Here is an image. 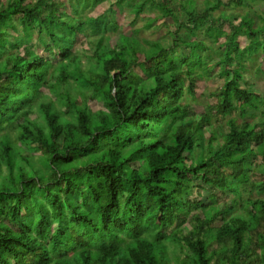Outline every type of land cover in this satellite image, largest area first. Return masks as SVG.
Listing matches in <instances>:
<instances>
[{"label": "trees", "instance_id": "obj_1", "mask_svg": "<svg viewBox=\"0 0 264 264\" xmlns=\"http://www.w3.org/2000/svg\"><path fill=\"white\" fill-rule=\"evenodd\" d=\"M103 1L0 0V264H264V198L236 210L213 193L264 191V95L244 77L264 54V11L233 21L248 0H111L92 12ZM126 7L154 12L145 28L172 22L167 40L119 31ZM216 67L195 116L188 100ZM199 181L209 204L192 197Z\"/></svg>", "mask_w": 264, "mask_h": 264}, {"label": "rangeland", "instance_id": "obj_2", "mask_svg": "<svg viewBox=\"0 0 264 264\" xmlns=\"http://www.w3.org/2000/svg\"><path fill=\"white\" fill-rule=\"evenodd\" d=\"M7 1V0H4ZM71 1H75V0H71ZM111 0H104L101 4H99L98 6H96V8L92 11V12H97L102 11L103 8H108L110 5ZM226 1V0H224ZM249 4L247 6H238L235 5L234 8L232 10H230L229 12L235 17L230 18V20H235L236 18H238L240 15L244 14L246 11H249L251 14L255 13L257 14H261L264 11V0H248ZM199 4H201V6L203 5V0H198ZM70 13V15L72 17H75V12H73L72 8L68 9ZM92 10V8H87L84 13H90ZM151 12V11H150ZM147 12L146 15L144 16H135L133 14V12H130L128 10V8L126 7L122 12L119 13V24H120V29L119 31H123L124 33H131L132 30L136 29V28H140V30L138 31V33H136L140 38H146L148 40H155V39H159V38H165L167 40V33L169 29H173V26L171 25L172 22L170 21H157L156 24H158V26L156 28H145L144 23L147 19H149L150 17H154V12ZM221 12V10H217L215 13L216 15H218ZM258 19V18H256ZM239 20H236V22H238ZM20 29V26H19ZM87 32L90 33V30L87 29ZM86 32V33H87ZM86 33H79V35H77L76 37V41L74 43L73 46V51L79 55H82V61L84 63H87V57L92 56L93 50L91 48L90 43L88 42V35ZM106 34L110 35V44H114L117 41V33L115 34V32H107ZM92 38H94L95 40H97L99 38V35H95L92 34L91 35ZM30 44L33 45V49L35 50L36 53H39L41 55H44L48 58H50L53 61H59L60 57L58 56V54L56 53H50L47 51H43L42 46L39 44V40L37 38H32ZM23 47H21L22 50ZM188 49V47H187ZM22 52V51H21ZM254 58L252 59H247L246 60V69L244 70V77L246 78V80L249 83V87H251L252 89H254L255 91H258L260 94L264 95V72H257L256 68L259 66L261 67V69L264 71V54L262 53H258L255 54L253 56ZM222 64V63H221ZM138 70V69H137ZM140 71V70H139ZM212 72L210 76L207 77H202L198 82H197V95L196 96H192L190 97L188 100L190 102V113L194 114L195 116H198L199 112L202 111L203 106L205 104V99L206 97L203 96L202 94H204L205 91L208 90H214L216 89L218 86H220L221 82H222V77L218 74L220 73V68L216 67ZM74 81L73 77H70V82ZM48 88V85L46 86V89ZM47 92V90H46ZM89 105L93 108V109H99L102 108V102L97 100V99H93L89 101ZM264 108V107H263ZM236 116H238V113H235ZM225 127V125L223 126ZM26 151H30L29 150V146H24L23 147ZM33 154L36 156L39 154L38 151H34ZM254 162L256 163H262V160L260 157H257L254 159ZM257 174L256 177L258 180H264V174H262L261 169H257L256 170ZM198 183H200L201 185L204 186V189L202 190H198L200 191V193H195L192 197L195 198V200L200 199L201 201H203L206 204L211 203L210 197L209 195L211 194L210 189L208 188V186L199 181ZM213 193L218 195V199H219V203L222 205L225 201L228 202V204H232L236 205V210L238 209V207H240V204L248 197H261L264 198V191H262L260 193V191L256 188L254 189L252 192H247V191H242L239 197H235L233 194H231L230 192L226 191L225 193L219 191V190H215L213 191ZM235 198L238 202H232V199ZM238 203V204H237ZM240 210V208H239ZM199 209H194L193 213H197L199 212ZM222 223L221 219L219 218L218 220L215 221L214 225L219 226ZM191 228L190 225H186L185 227V231H188Z\"/></svg>", "mask_w": 264, "mask_h": 264}]
</instances>
